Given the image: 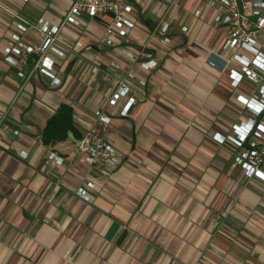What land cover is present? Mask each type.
<instances>
[{
  "label": "crops",
  "instance_id": "crops-1",
  "mask_svg": "<svg viewBox=\"0 0 264 264\" xmlns=\"http://www.w3.org/2000/svg\"><path fill=\"white\" fill-rule=\"evenodd\" d=\"M72 1L0 0V264H264V181L237 164L246 146L218 139L250 116L237 95L248 97L251 86L231 85L216 12L204 0H135V59L103 41L102 22L82 16L56 38L64 55L47 53L58 83L35 69L33 54L20 79L5 48L16 36L29 45L42 38L17 23L59 25ZM162 20L171 25L167 45L157 32ZM152 59L153 69L142 65ZM123 81L130 93L109 104ZM128 97L134 103L121 116ZM62 103L80 136L94 110L110 115L116 167L86 165L72 132L43 143ZM89 181L85 201L75 192Z\"/></svg>",
  "mask_w": 264,
  "mask_h": 264
},
{
  "label": "built area",
  "instance_id": "built-area-1",
  "mask_svg": "<svg viewBox=\"0 0 264 264\" xmlns=\"http://www.w3.org/2000/svg\"><path fill=\"white\" fill-rule=\"evenodd\" d=\"M204 3L203 5L216 12V21H220V26L226 29L221 50L226 54L231 85L238 87L243 79H247L251 86L248 97L237 95V99L244 104L250 116L246 121L232 126V135H218V139L221 142L228 140L237 147L246 146L245 151L236 158L237 164L244 169L248 177L256 176L264 181V173L258 169L264 159V143H258V140L264 137V124L258 121V118L264 114V0H204ZM134 4L135 0H73L59 25H50L42 18L35 24L21 19L22 22L17 23L18 29L25 31L29 27H34L42 41L39 45H29L16 36L15 44L5 48V60L18 69L16 74L20 79H25L28 77L23 71L25 59L32 54L36 55L35 69L48 76L52 84L55 82L57 84L58 80L52 73L54 60L47 53L64 55L63 50L56 46V38L67 24L80 26L82 16L102 22L103 41L108 46H118L127 58L135 59L130 46V35L138 19ZM193 14L199 17L201 8L196 9ZM170 29L169 22L162 20L159 23L157 32L162 36L163 44L170 43ZM186 29L183 26L180 31L185 32ZM116 37L119 42H115ZM142 65L147 69H153L157 66V62L152 59ZM110 66L114 69L118 68L117 63L113 61L110 62ZM126 78L140 86H145V81L137 80L133 72H128ZM129 93L130 85L125 81L120 82L111 93L108 103L114 105ZM133 103L134 98L128 97L120 115L126 116ZM110 123L111 117L104 109L94 110L90 126L84 130L76 143V152L85 164L98 170L114 168L120 163L115 148L108 138ZM21 155L24 157L25 153ZM49 158L58 165L64 162V158L54 152L49 153ZM86 185V188L80 187L75 193L79 198L89 201L88 189L94 188L95 184L89 181Z\"/></svg>",
  "mask_w": 264,
  "mask_h": 264
},
{
  "label": "trees",
  "instance_id": "trees-1",
  "mask_svg": "<svg viewBox=\"0 0 264 264\" xmlns=\"http://www.w3.org/2000/svg\"><path fill=\"white\" fill-rule=\"evenodd\" d=\"M69 132H72L75 138L80 139L81 136L72 118V108L62 103L56 113L47 121L42 131V141L47 145L54 144L66 139Z\"/></svg>",
  "mask_w": 264,
  "mask_h": 264
},
{
  "label": "water",
  "instance_id": "water-1",
  "mask_svg": "<svg viewBox=\"0 0 264 264\" xmlns=\"http://www.w3.org/2000/svg\"><path fill=\"white\" fill-rule=\"evenodd\" d=\"M33 58H34L35 61L37 60V56L36 55H33ZM28 70H29V64H26V71H28Z\"/></svg>",
  "mask_w": 264,
  "mask_h": 264
}]
</instances>
